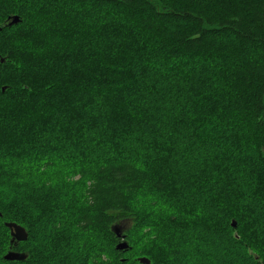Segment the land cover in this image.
<instances>
[{
	"label": "trees",
	"instance_id": "obj_1",
	"mask_svg": "<svg viewBox=\"0 0 264 264\" xmlns=\"http://www.w3.org/2000/svg\"><path fill=\"white\" fill-rule=\"evenodd\" d=\"M0 213L2 263L264 264V0H0Z\"/></svg>",
	"mask_w": 264,
	"mask_h": 264
},
{
	"label": "water",
	"instance_id": "obj_2",
	"mask_svg": "<svg viewBox=\"0 0 264 264\" xmlns=\"http://www.w3.org/2000/svg\"><path fill=\"white\" fill-rule=\"evenodd\" d=\"M20 21L19 16L17 15H13V16H9L8 17V23L7 25H12L15 23H18ZM3 60V59H2ZM1 216V213H0ZM6 227L9 228V232L10 235L12 237V240H16L17 242H21V241H25L27 239V232L25 230V228L15 222H5L4 223ZM231 225L233 227H235L236 222L235 220L231 221ZM128 247V243L125 241H121L116 245V249L118 250H124L127 249ZM26 258V254L23 252H18V251H8L5 255H4V259L9 260V261H21L24 260ZM138 261L141 264H150V260L143 256V257H139Z\"/></svg>",
	"mask_w": 264,
	"mask_h": 264
},
{
	"label": "flooded vegetation",
	"instance_id": "obj_3",
	"mask_svg": "<svg viewBox=\"0 0 264 264\" xmlns=\"http://www.w3.org/2000/svg\"><path fill=\"white\" fill-rule=\"evenodd\" d=\"M10 240H12V237L10 238ZM14 243L12 244V247L13 246H16L17 244L15 243V242H17L16 240H12ZM11 250V249H10ZM9 250H7L6 252H8ZM13 251H17V250H13ZM6 254V253H5ZM4 260H6V259H4ZM7 262L6 263H2V262H0V264H7V263H12V261H9V260H6Z\"/></svg>",
	"mask_w": 264,
	"mask_h": 264
},
{
	"label": "rangeland",
	"instance_id": "obj_4",
	"mask_svg": "<svg viewBox=\"0 0 264 264\" xmlns=\"http://www.w3.org/2000/svg\"><path fill=\"white\" fill-rule=\"evenodd\" d=\"M21 249V248H18V250ZM1 262V261H0ZM10 263V262H9ZM11 264V263H10ZM13 264V263H12Z\"/></svg>",
	"mask_w": 264,
	"mask_h": 264
}]
</instances>
